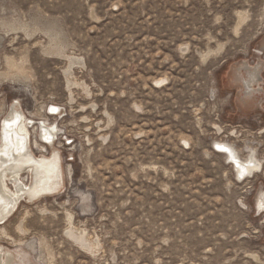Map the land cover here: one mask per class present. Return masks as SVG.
Wrapping results in <instances>:
<instances>
[{
    "label": "rangeland",
    "instance_id": "rangeland-1",
    "mask_svg": "<svg viewBox=\"0 0 264 264\" xmlns=\"http://www.w3.org/2000/svg\"><path fill=\"white\" fill-rule=\"evenodd\" d=\"M263 40L264 0H0V123L56 126L65 182L0 227L13 264H264V104L231 73Z\"/></svg>",
    "mask_w": 264,
    "mask_h": 264
},
{
    "label": "bare ground",
    "instance_id": "bare-ground-1",
    "mask_svg": "<svg viewBox=\"0 0 264 264\" xmlns=\"http://www.w3.org/2000/svg\"><path fill=\"white\" fill-rule=\"evenodd\" d=\"M255 52L257 61L255 60L256 62L252 65L241 61L232 67V82L238 86L242 103L253 102L257 106H262L261 104H264V87L262 86L264 61L261 56L264 54V40L256 47ZM48 114L57 117L60 109L51 106ZM25 115L16 101L15 104L7 107L0 123V201H2L0 202V227L16 214L21 205H34L45 198L60 195L65 185L60 152L55 149L58 138L57 127L44 119L41 122H33ZM32 130L36 132L35 144L40 140L39 155L34 152L32 146ZM216 147L220 152L227 150L225 154L239 178L250 176L253 171L261 167L255 160L241 161L232 150L223 146ZM42 150H45L47 154H43ZM214 151L219 153L215 149ZM252 203L257 216L264 214V188L256 190ZM14 261V254L0 244V264H13Z\"/></svg>",
    "mask_w": 264,
    "mask_h": 264
},
{
    "label": "built area",
    "instance_id": "built-area-1",
    "mask_svg": "<svg viewBox=\"0 0 264 264\" xmlns=\"http://www.w3.org/2000/svg\"><path fill=\"white\" fill-rule=\"evenodd\" d=\"M213 149H215L216 151H219L218 150V148L215 146V147H213ZM217 154H220V153H218V152H216ZM222 155V154H221ZM256 171V170H255ZM255 171H253V173L250 175V176H248V177H252V175L255 173ZM244 179H246V176H245V178H243V177H240V180H244Z\"/></svg>",
    "mask_w": 264,
    "mask_h": 264
},
{
    "label": "snow or ice",
    "instance_id": "snow-or-ice-1",
    "mask_svg": "<svg viewBox=\"0 0 264 264\" xmlns=\"http://www.w3.org/2000/svg\"><path fill=\"white\" fill-rule=\"evenodd\" d=\"M51 111H56L55 109H51ZM21 151H23V149H21ZM0 202H2V201H0Z\"/></svg>",
    "mask_w": 264,
    "mask_h": 264
},
{
    "label": "flooded vegetation",
    "instance_id": "flooded-vegetation-1",
    "mask_svg": "<svg viewBox=\"0 0 264 264\" xmlns=\"http://www.w3.org/2000/svg\"><path fill=\"white\" fill-rule=\"evenodd\" d=\"M264 55V54H263Z\"/></svg>",
    "mask_w": 264,
    "mask_h": 264
}]
</instances>
